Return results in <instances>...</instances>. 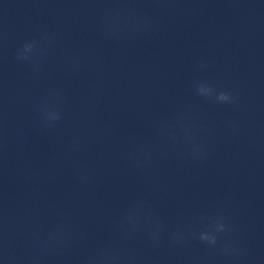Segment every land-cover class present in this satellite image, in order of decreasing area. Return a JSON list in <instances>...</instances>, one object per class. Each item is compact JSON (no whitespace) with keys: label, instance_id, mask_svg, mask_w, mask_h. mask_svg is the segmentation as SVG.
<instances>
[{"label":"clouds","instance_id":"9594fccd","mask_svg":"<svg viewBox=\"0 0 264 264\" xmlns=\"http://www.w3.org/2000/svg\"><path fill=\"white\" fill-rule=\"evenodd\" d=\"M129 9L121 5L115 10L105 13L101 21V35L108 39H121L125 36H140L153 28L158 17L140 16L131 23H126ZM54 38L47 32L39 31L36 36L23 41L16 49L14 58L17 62L30 68L33 78H38L43 70V61L48 56ZM70 71H78L81 62L69 59ZM198 67L204 69L207 63L200 59ZM101 88H93L91 95H99ZM194 93L200 98L214 104L234 105L238 97L228 89L217 88L214 83L206 80L193 84ZM64 99L57 89H49L41 98L36 111L42 131H51L64 119ZM158 143H145L133 139L129 142L126 152L127 160L138 170L146 171L157 158H167L169 148L182 146L187 150L193 161H204L210 156V149L200 137V129L191 117L179 110L172 117V121L160 122L156 128ZM7 128L0 120V146L6 147ZM87 147V139L74 136L64 145L67 155H74ZM90 167L87 163H80L76 168V179L82 183L90 180ZM60 219L52 224L43 235H35L37 251L17 256L9 251V233L2 219H0V259L4 264H43L44 254L60 255L70 249L78 240V234L73 229L70 218L64 213H58ZM201 228L182 225L176 230L168 232V239L175 244L184 243L190 236L198 240L209 250L223 257L230 264H240L246 255V250L234 238L235 227L224 215L201 214L199 217ZM118 242L109 241L97 248L92 254L82 257L78 264H142L134 253L123 247V243L131 242L140 234H144L147 243L158 246L162 243L166 232V222L158 215L151 202L136 200L122 212L119 222L114 226Z\"/></svg>","mask_w":264,"mask_h":264}]
</instances>
